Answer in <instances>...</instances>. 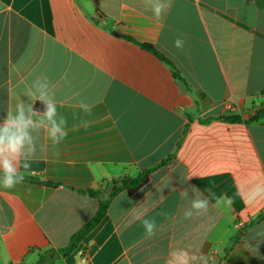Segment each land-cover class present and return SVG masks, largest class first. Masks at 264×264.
<instances>
[{
    "label": "crops",
    "instance_id": "1",
    "mask_svg": "<svg viewBox=\"0 0 264 264\" xmlns=\"http://www.w3.org/2000/svg\"><path fill=\"white\" fill-rule=\"evenodd\" d=\"M36 77L55 85L68 135H42L28 179L0 187V264H264V199H247L264 183V116L248 122L264 106V0H171L159 21L143 0H0V123ZM148 170L57 255L114 182ZM192 186L209 207L185 219Z\"/></svg>",
    "mask_w": 264,
    "mask_h": 264
},
{
    "label": "clouds",
    "instance_id": "2",
    "mask_svg": "<svg viewBox=\"0 0 264 264\" xmlns=\"http://www.w3.org/2000/svg\"><path fill=\"white\" fill-rule=\"evenodd\" d=\"M146 10H150L155 20L162 19L167 10L171 8V0H143ZM183 35L177 36L173 46L183 50L185 46ZM55 85L47 77H36L23 93L31 103L21 99L14 109L7 111L6 117L0 123V187L4 189L15 188L26 179V173L31 168V161L38 151H42V135L47 137L53 145L61 144L68 135L67 120L58 112V101L53 91ZM40 101L44 110L36 111L33 105ZM86 114L91 113L93 105L80 100L77 105ZM81 126L88 128L90 122L81 120ZM23 169V171H21ZM193 198L188 208L183 212L185 219H193L207 212L208 198L204 197L199 189L192 186ZM187 190L181 195L186 196ZM249 201L264 199V183H255L247 191ZM231 200L217 199L221 203L231 204ZM143 227L148 237L155 235L157 224L155 220L143 219Z\"/></svg>",
    "mask_w": 264,
    "mask_h": 264
},
{
    "label": "trees",
    "instance_id": "3",
    "mask_svg": "<svg viewBox=\"0 0 264 264\" xmlns=\"http://www.w3.org/2000/svg\"><path fill=\"white\" fill-rule=\"evenodd\" d=\"M146 47L150 50H153V48L151 46L146 45ZM172 68H173L175 77L180 79V75L177 74L174 67H172ZM262 93H264V89H263ZM36 107L38 108L39 106L36 105ZM41 109H44L43 105H42ZM263 116H264V106L260 110H258L257 113L254 114L248 120V122H257V121L261 120L263 118ZM221 119L229 121V122H240L242 120L241 117H239V116L222 117ZM168 160H169V158L167 160L162 161V163H160V166L167 163ZM149 173H150L149 170L144 171L135 179L125 180L122 182H114L115 185H118L117 188H115L109 194H107L106 198L104 200H100V207H99L97 213L95 214V216L92 218V220H90L80 230H78L76 233H74L70 239L69 245L67 247L59 249L57 251V255L59 257L60 256L66 257V256L70 255L71 253H73L78 248V246L83 242V240L86 238V236L104 218L111 198L114 195H116L119 192V190L125 189V190H128L130 193H133L136 190L140 189L142 186H144L146 184V182L148 180V174ZM26 179H28V178L26 177ZM81 192L88 194V195H91V196H98V195H101L103 193L102 191H92V190H81Z\"/></svg>",
    "mask_w": 264,
    "mask_h": 264
},
{
    "label": "built area",
    "instance_id": "4",
    "mask_svg": "<svg viewBox=\"0 0 264 264\" xmlns=\"http://www.w3.org/2000/svg\"><path fill=\"white\" fill-rule=\"evenodd\" d=\"M228 107H229V108H232V105H231V104H229V105H228ZM241 225H242V224H239L238 226H241Z\"/></svg>",
    "mask_w": 264,
    "mask_h": 264
},
{
    "label": "water",
    "instance_id": "5",
    "mask_svg": "<svg viewBox=\"0 0 264 264\" xmlns=\"http://www.w3.org/2000/svg\"><path fill=\"white\" fill-rule=\"evenodd\" d=\"M109 190H107V192H108Z\"/></svg>",
    "mask_w": 264,
    "mask_h": 264
}]
</instances>
